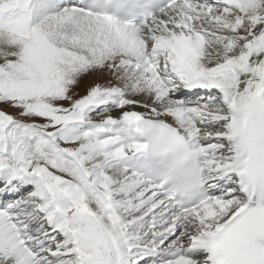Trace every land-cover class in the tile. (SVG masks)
I'll return each mask as SVG.
<instances>
[{"label":"bare ground","instance_id":"1","mask_svg":"<svg viewBox=\"0 0 264 264\" xmlns=\"http://www.w3.org/2000/svg\"><path fill=\"white\" fill-rule=\"evenodd\" d=\"M46 1L48 3L44 5L48 10H56L60 6L61 9L73 10V17H67L64 25L57 24L56 32L50 28H41L39 37H36H43L46 41L72 43V46L78 47L80 52L90 58L86 67L91 71L97 69L106 72L111 68L120 67L122 72L128 73L132 70L136 79L126 86L129 87L127 90H124L123 86L118 87L111 82H104L102 93L96 100L98 104L96 110H101L100 113L95 118L89 117L91 121L87 122L81 118L71 123L72 125L53 137H49L42 130L36 133L23 125L15 129L12 138L15 150L12 156V160L15 157V161L12 162L14 166H0L2 185L0 199L3 196L13 197L29 186L31 189L28 190V195L31 193L32 195L30 197L26 195L19 200H23V204L28 205L32 199H37L39 203L41 202V207L38 210L32 209L40 214L36 222L30 226L20 227L10 223L0 232V264H30L33 260L39 262L36 255L31 253V245L36 241L34 248H41L38 245L43 237H52L53 241L61 237L62 240L60 245L49 247L47 245L42 253L39 252L41 255L49 253L54 258L57 254L61 264H84L88 255L84 254L78 236L76 222L80 218L75 214L78 210H86L88 215L101 220L106 225L119 264H147L140 261L143 257L132 259L133 255L141 252L139 248L143 250L146 246V240L140 235H134L142 227L138 220L133 224L122 220V216L126 213L135 211L133 203L131 200L127 202L120 200L122 194H128L137 183L140 185L142 183L146 187L145 192L153 188V196H158L160 199V204L157 205L160 210L155 217L149 219V225H152L156 218H160V221L165 220L164 214L168 204L163 201L157 188L146 183L140 173L137 157L146 150L137 133V123L141 118L160 120L176 127L191 144L196 143L199 146L208 172H217V180L222 176L230 177L235 184L228 192L235 194L231 202H224L220 196L212 198L198 210L175 222L177 233L168 243L152 244V247L177 257L175 262L166 264H198L194 261L196 257L204 263L208 257L206 253L210 248V242L247 203L240 187L246 177L245 168L249 161L247 143L249 133L255 125V114L264 105V5L262 4L264 0L211 1L216 4V14L221 11V7L231 9L241 2L243 9L239 11L240 14L234 15L235 22L230 24L221 20L222 17L219 15L215 14L214 18L212 14L214 9L207 6L202 10L205 12V18L208 19L198 17L196 10L186 5L185 1L157 16V20L154 18L153 20L158 21L165 17L166 13L178 12L177 16L173 17L174 14L173 18L169 22L165 20L164 24L172 25V22L176 21L178 26L182 25L185 31L191 32L190 34L184 31L173 32L174 36L170 37L166 26L160 28L161 33L166 28L165 36L161 35L162 38L153 39H158L159 46L168 51L167 60L171 64L170 68L163 67V69L158 64L162 62L164 56L161 58L158 54L156 56V51L146 54V48L150 45L145 38H152L146 35L145 30H150L154 26L152 24L154 21L148 23L149 27L133 29L90 15L78 7H61L57 0H42L43 3ZM182 6L185 8L182 9ZM22 9H25L24 5L20 8ZM243 19L248 20L249 32V35L244 37L236 35L242 27ZM200 20L207 22L196 25ZM227 31L228 35L225 36ZM212 32L221 36L218 48L210 47L216 40L210 39V41L205 37ZM237 37L243 39V46L233 43L232 40ZM234 46H237V54L231 55L230 49ZM143 47L144 53L141 52ZM209 48L214 49L215 52L208 51ZM123 51V56L130 54L134 58L127 57L126 62L120 60L119 54ZM92 63L93 66L90 65ZM82 70L83 75L85 70L84 68ZM172 77L178 78V81L174 82ZM178 82L179 86L176 84ZM195 86L204 89H213L216 86L214 97L218 93L222 97L223 93L222 101H225L226 110L230 109L224 129L214 131L213 128H205L202 123L194 129L197 118L215 117L193 108L196 105L190 106L193 105L192 103L184 104L180 100L194 96V92H197ZM165 98L169 101L159 106L153 105ZM198 105L203 106V104ZM82 127H88L89 130L82 132L83 130L80 131ZM210 136L230 139L229 158L210 157L211 153L214 154V146L209 149L203 147L206 146L205 140ZM202 141L203 145H201ZM33 167H36V176H30ZM128 172L131 174L129 179L122 181L123 175ZM106 175H108V185L103 191L99 183ZM13 182L17 184L14 185ZM212 200L215 204L204 212L211 205ZM120 206H123L122 211L119 210ZM12 207L16 209L17 205ZM4 211H0V217ZM7 212H10V209ZM20 215L26 213L17 216ZM27 216L25 217L28 218ZM192 219L197 221L192 222ZM33 230H37L35 233L39 235L27 238ZM151 232V237L158 235V232L155 233L153 230ZM22 235L27 240L23 239L18 248L14 249L15 239L21 238ZM149 236L150 234L146 237ZM167 244L169 245L166 246ZM191 248H198V252L195 258L187 259L185 253Z\"/></svg>","mask_w":264,"mask_h":264},{"label":"rangeland","instance_id":"2","mask_svg":"<svg viewBox=\"0 0 264 264\" xmlns=\"http://www.w3.org/2000/svg\"><path fill=\"white\" fill-rule=\"evenodd\" d=\"M211 1L213 0L199 2L196 0H187L186 5L195 9L196 13L199 14L198 17L200 16V18L207 20L208 18H205L206 15L202 8L206 6L211 7L214 9L212 13L214 18L216 14V4ZM46 3L48 2L46 1L43 3L42 0H0V166H14L12 162L15 161V157L14 160H12V156H14L13 152L15 150L13 149L14 145L12 144V138L13 132L17 127L23 125L26 129H30L36 133L42 130V132L45 131L49 137H53L63 129L69 127L71 123L73 124L81 118L87 122L91 121L89 117L95 118L98 113H100L101 110H96L98 105L96 100L102 93V84L104 82H111L112 85L114 84L118 87L123 86V89L127 90L129 87L126 88V86L130 85L136 79V76H133L134 73L132 70H129L128 73L126 71L122 72L123 70L120 67L111 68L106 72H101V70L99 71L97 69H95L96 72L95 70L91 71L89 67H86L90 58L80 52L78 47L72 46V43H64L56 40L52 42L44 40L43 37L38 38L41 28H50L53 32H56L58 28L57 24L64 25L67 17H73V10L61 9L60 6L57 7L56 10H48L46 5H44ZM262 4L264 5V2ZM23 5L25 9L20 10ZM58 5L59 2L57 3V6ZM237 6H233L235 9L221 7V11H218L216 16L219 15L222 17L221 20L228 24L235 22L234 15L238 14L239 11L243 9L241 8V2ZM184 8L185 7L182 6V9ZM66 12L67 14H65ZM176 14H178V12L173 13L172 11L170 14L166 13L165 17L153 23L154 26H152L150 30H145L146 35L152 38H145L150 45L146 48V54L149 55L152 54L153 51H156V56L157 54L160 58L164 56L162 62L160 61L158 64L161 69H163V67L170 68L171 64L170 61L167 60L168 51L159 46L158 39H153L159 38L161 35L165 36L166 28L163 29L164 31H162V33L159 32L160 28L166 26L169 29L170 37L174 36L172 35L173 32L184 31V33H191L185 31L182 25L178 26V24L175 23L176 21L172 22V25L170 23L167 25L164 24L165 20L169 22L171 18L177 16ZM203 22L207 21L200 20L196 22V25L197 23ZM247 27L248 20L243 19L242 27L237 31L236 35L239 34V36L242 37L248 36L249 32L247 31ZM217 35L212 32L211 35L205 36L206 38L208 37L209 40H216L217 43L213 42L211 44L210 47L212 48H218V42L221 41L219 40L221 36ZM227 35L228 31L225 32V36ZM232 41L234 44L243 46V39L239 37L234 38ZM223 42H226V40H223ZM212 48H209L208 51L215 52ZM141 52H145L144 47ZM123 53L124 51L119 54V58L124 62L128 59L127 57L134 58L130 54L123 56ZM230 53L231 55H236L237 46L230 49ZM90 65L93 66V63ZM82 68L85 70L83 75ZM173 81L177 82L178 78H173ZM176 84L179 86L180 83L178 82ZM215 91L216 86L212 89L213 94H198L190 100H188V98L185 100H182L183 98L180 99L184 104L192 103L193 105L190 106L196 105L193 108L209 113L211 116H215V119H205V117L197 118L194 122L196 124L194 129L199 126V123H202L205 128H213L214 131L224 129L230 109L226 110L227 106L224 105L225 101H222L223 93L222 97L219 93L214 97ZM167 98L169 99V97ZM167 98L155 102L153 105L159 106L160 104H164V102L168 100ZM198 104H203V106L200 107ZM88 130V127L80 128L82 132H87ZM229 140L230 139L226 137L210 136L205 140L206 146L202 144L203 141L201 145H203L205 149H209L212 145L214 146L215 150L213 152L214 154H210L211 158L225 159V157L229 158L231 155L228 150L230 146ZM63 142H65V140H63ZM130 175L129 172L124 174L121 180L125 181L129 179ZM107 177L108 175L103 176L99 183V187L103 191L105 186L108 185ZM141 185L137 183L128 194H122L120 200L123 202L131 200L135 208V211L126 213L124 215L125 217L122 216V220L129 223L131 222V224L136 223L138 220L142 227L139 228L134 235H140L146 240V243H148L150 237L146 238V235L149 233L150 227L147 221H149L151 217H155L157 211L159 212L160 209H158L157 205L160 204V199L158 196H153V188H149V190L145 192L146 187H144L142 183ZM27 189L28 188H26L24 196L29 193ZM142 192L144 195H142ZM30 195H32V193ZM30 195L28 196L30 197ZM231 198L232 194L225 195L223 201L229 203L232 200ZM40 204L41 202L39 203L37 199H32L21 212H5L3 213L5 217L1 214L0 232L6 229L10 223L26 227L36 222L40 213H36L35 210L32 211V209L37 208L38 210V208L41 207ZM214 204L215 203L212 201L211 205L208 206L204 212L211 209ZM122 209L123 206H120L119 210L122 211ZM20 213H26V215L17 216ZM27 213H29L28 216ZM12 217H16V219L12 220ZM2 220L5 223L2 222ZM159 220L160 219H155L156 223L154 224L156 227L154 229L160 233L156 241L165 242L171 233L169 232L164 235L166 228L165 226L162 227L164 223ZM194 220L195 219H192V222H194ZM1 222L3 224H1ZM130 234L132 235V233ZM22 240L23 239L19 237L15 239L13 245L14 249L18 248ZM61 240V237H57L56 241H49L48 246L60 245ZM168 245L169 244L166 246ZM33 254L36 255V259L39 262L33 260L30 264H61V260L57 258V255H54L53 258L49 253L44 255L40 253ZM143 254L144 252H138L136 253L137 256L133 255L132 259H138L142 257Z\"/></svg>","mask_w":264,"mask_h":264},{"label":"water","instance_id":"3","mask_svg":"<svg viewBox=\"0 0 264 264\" xmlns=\"http://www.w3.org/2000/svg\"><path fill=\"white\" fill-rule=\"evenodd\" d=\"M36 174H37L36 167H33L32 171H31V175L35 176Z\"/></svg>","mask_w":264,"mask_h":264}]
</instances>
